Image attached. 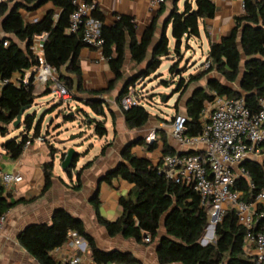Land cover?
Wrapping results in <instances>:
<instances>
[{
	"label": "trees",
	"instance_id": "obj_1",
	"mask_svg": "<svg viewBox=\"0 0 264 264\" xmlns=\"http://www.w3.org/2000/svg\"><path fill=\"white\" fill-rule=\"evenodd\" d=\"M178 1L165 0L171 4V9L157 40L155 37L158 17L138 39L136 27L129 17L121 16L112 26H106L99 11L95 10L92 13V17L102 23L101 53L112 76L107 89L101 92L86 91L82 87L79 52L88 47L83 43L79 33H68L69 17L74 10L71 0H12L1 3L0 79L8 80L15 74L32 69L35 60L29 47L35 36L46 34L42 47L46 63L56 70L57 79L70 93L71 101L79 102L90 110L93 118L84 111H80L81 116L93 127V134L101 139L107 134L104 119L108 107L103 96L116 90L119 83L127 81L114 99V103L119 106L129 87L148 78L160 68L162 59L170 55L169 42L165 35L168 26L174 40L173 52L179 57L182 41L198 38L199 22L214 16L215 7L211 0H186L181 12L177 9ZM46 4H51L53 9L47 11L41 19L36 22L23 20L20 10L33 12ZM5 41L7 47H3ZM20 45H23V48ZM127 49L134 67L142 64L145 67L139 69L132 77L125 78L124 63ZM205 62L209 64L206 70L189 76L186 81L180 78L174 90L178 98L173 108L177 111L179 102L190 85L210 74L219 77L218 80L209 76L205 88L195 90L188 99L185 125L188 137H197L201 134L202 112L212 103L215 96L233 99L243 97L251 112L255 113L259 109L258 100L264 97V0H243V13L234 18L233 28L227 36L219 43L210 45ZM178 65L179 63H175L168 69L172 77ZM49 94L51 91L46 89L41 96ZM36 97L30 86L16 87L6 84L0 88V139H3L0 148L13 161L21 157L26 142L32 144L41 136L43 117L36 121L35 115L28 113ZM23 109L27 110L22 115L21 123L18 128H14L13 124ZM122 114L129 130L143 128L150 118L146 109L139 104L122 111ZM63 119L65 122H72L75 115H63ZM9 127H12V131H9ZM15 131L19 135L14 133ZM135 145L147 146L145 140L127 145L122 157L123 162L103 179L107 184L116 178L133 186L127 197L119 199L122 211L120 218L114 222L106 221L100 215L98 202H92L96 221L105 229L107 235L121 236L123 239L133 240L145 246L154 244L158 264H254L245 251L246 231L237 225L232 210L227 211L222 220L215 225V240L202 246L200 241L208 227L209 215L200 207L198 194L190 186L167 182L158 173L157 166L149 160L132 155L130 149ZM107 147L102 148L101 155ZM147 147L150 151L155 149L153 144ZM52 151L51 148V155ZM261 153L264 154V144L261 146ZM173 154L163 141V156ZM79 157L78 154L73 168L76 167ZM91 165L92 162H87L75 173L76 183L72 187L73 190H78L82 172ZM242 167L248 175V180L239 179L234 189L241 194L244 201L249 202L258 192L264 191V159L261 162L247 160ZM52 171L51 162L43 165L45 180L43 192L50 188ZM66 175L70 178L71 170L66 171ZM3 194L0 187V218L11 207L6 203ZM165 216L166 219L162 223ZM161 227L165 233L162 236ZM71 232L85 239L95 264L138 263L129 252L101 251L93 238L86 233L83 223L63 209L54 211L50 224L27 226L20 233L18 241L25 252L39 264H56L50 253L61 248ZM145 238H148L149 242H144Z\"/></svg>",
	"mask_w": 264,
	"mask_h": 264
},
{
	"label": "crops",
	"instance_id": "obj_2",
	"mask_svg": "<svg viewBox=\"0 0 264 264\" xmlns=\"http://www.w3.org/2000/svg\"><path fill=\"white\" fill-rule=\"evenodd\" d=\"M85 1L96 4V10L103 15V24L106 26H112L121 16L129 17L136 27L138 39L142 36L145 29L151 25L152 21L158 17V28L155 37L157 40L161 35L162 25L168 18L171 9V4L168 2L159 6H152L150 0ZM182 1L179 0L177 3L179 12L183 10L186 0H184L183 4ZM211 1L215 7L213 18L200 21L198 25L199 37L184 39L181 45V48L183 44L189 48L192 42L198 43L205 58H207L210 45L219 43L223 37L227 36L233 28L234 18L243 13V0ZM51 9H53L52 5L46 4L36 11L27 13L20 10V13L25 22H36ZM165 35L169 42L170 53L166 59L171 61V65H173L177 61L171 57L174 54V40L171 38L170 26H168ZM1 37L2 34H0ZM20 47L23 48V45H20ZM79 64L82 71V87L84 90L101 92L107 89L108 82L112 76L100 51L89 48L81 49L79 52ZM144 67V64L137 68L134 67L127 49L124 63L125 78L132 77L139 69ZM186 67L187 70L182 72L180 76H178V72H175L174 75L186 81L189 76H195L204 71L203 65L196 68L193 64L190 65L188 63ZM209 76L219 80L217 75L210 74L199 82L190 85L179 102L178 110L175 111L173 108V114L168 120L150 116L146 126L135 130H129L126 127L122 111L114 103V99L117 97L123 82L119 83L116 90L109 95L103 96V100L108 107L104 119L107 134L101 139L93 134V127L89 126L88 122L86 123L80 117L81 114L79 116L72 112L75 115V119L70 123H81L82 127L87 124V131H84V126L83 129L75 134L74 130L67 128L63 119V115L66 112L65 105L56 100L52 94H50L53 97L51 104L47 103V101L45 102L46 97L41 96L44 89L33 87L34 95L39 97V103H36L40 105L38 107L45 105L46 110L50 107H55L51 112L56 114L47 124L44 142H33L19 159L15 161L9 159L0 148V174L19 173L23 178V181L10 191H3L6 203L11 207L5 212L4 223L0 227V264H39L20 246L18 237L27 226L50 224L52 215L57 209H63L73 218L79 219L83 223L86 233L93 238L96 246L101 251L110 252L117 250L129 252L138 261L137 264H158L154 244L145 246L137 244L133 240L123 239L121 236L109 237L105 229L96 221L92 202H98L100 215L106 221L114 222L120 218L122 211L119 207V199L127 197L133 186L116 178L112 179L110 184H107L103 181L104 177L123 162L122 157L126 146L138 140H145L149 147L153 144L155 148H160L158 154L150 152L149 148L143 145H135L130 149L132 155L149 160L155 166L158 165L163 156V141H165L170 151H173L174 154L179 153L180 148L170 137L169 122L176 114L186 116L188 99L195 90L205 88ZM171 81L176 83L175 79ZM235 88L237 89V86ZM177 98L178 94H176V100ZM75 103L78 106L77 110L82 108L90 118H93L88 108L82 106L79 102ZM66 106L67 110L71 111L67 104ZM81 126L79 128H82ZM79 132L81 136L77 135ZM159 142H161L160 145ZM104 146L108 147L104 154L101 155L100 153ZM96 147L99 150L92 155L91 150ZM51 148L53 149L52 154H54L53 178L51 179L50 188L43 192L45 186L43 165L51 161ZM71 148L78 154L83 155L79 157L75 171L80 170L87 162H92V165L82 172L78 190H73L72 188L76 183L75 174L72 172L71 177L67 178V175L60 169L61 156ZM79 149L84 150L80 152ZM262 159H264V156L257 161L261 162ZM160 234L161 236L164 235L162 227ZM74 256H80L81 264H95L87 245L83 253H78L66 242L61 248L50 253L51 259L56 264L69 261Z\"/></svg>",
	"mask_w": 264,
	"mask_h": 264
},
{
	"label": "built area",
	"instance_id": "obj_3",
	"mask_svg": "<svg viewBox=\"0 0 264 264\" xmlns=\"http://www.w3.org/2000/svg\"><path fill=\"white\" fill-rule=\"evenodd\" d=\"M12 0H0L1 3ZM152 6H159L165 0H150ZM74 10L69 17L68 33H79L83 43L89 48L101 52L102 23L92 17L97 9L93 2L85 0H71ZM47 35L35 36L29 51L35 60L32 69L21 74H15L8 80L0 79V88L6 84L16 87H40L49 89L56 100L62 104L71 101V95L58 81L54 68L49 66L43 56V44ZM7 47V41L3 43ZM209 67L203 64V69ZM139 82V81H138ZM128 88V92L119 102L121 111L138 105L139 97L135 87ZM258 110L251 112L244 98H229L215 96L212 103L203 110V130L197 137L186 135V116L176 114L170 120L169 132L171 139L180 148V152L165 155L157 165L158 173L174 185L191 187L199 196L200 207L209 215V225L215 226L224 214L232 210L237 225L246 231L245 251L254 264H264V191L258 192L252 201L246 202L241 194L234 189L236 181L247 179L241 163L262 157L261 146L264 144V97L258 100ZM149 141V140H148ZM34 142L43 143L40 136ZM31 146L26 142L24 152ZM191 153H188L190 152ZM188 153V154H186ZM23 181L19 173L0 174V187L4 192L10 191ZM253 188V185L250 184ZM4 216L0 218V227L4 223ZM208 225V226H209ZM66 242L78 253H83L86 241L83 237L71 232ZM144 242H149L148 238ZM204 243H210L203 239ZM57 264H81L80 256Z\"/></svg>",
	"mask_w": 264,
	"mask_h": 264
},
{
	"label": "rangeland",
	"instance_id": "obj_4",
	"mask_svg": "<svg viewBox=\"0 0 264 264\" xmlns=\"http://www.w3.org/2000/svg\"><path fill=\"white\" fill-rule=\"evenodd\" d=\"M184 3V0L182 1V4ZM22 46V45H21ZM180 55L172 54L171 57H173L174 60H176V63H179L178 68L176 73H182L187 70V65L188 63L190 65L193 64L194 67L198 68L199 66L203 65L206 61L205 55L202 53L200 50V45L196 42H192L188 47H186L184 44L182 48L179 50ZM175 57V58H174ZM172 62L169 61L166 58L162 59L161 66L160 68L151 76L148 78L144 79L143 81H139L138 85L135 87V93L139 97V100L137 101L140 106L146 109V111L149 113L151 117L155 116L158 118H161L162 120H168L172 114H173V107L175 104L176 100V94L174 93V90L176 88V83L179 81V77L174 75L173 77L169 74L168 69L171 66ZM176 80V83L171 81V80ZM165 83L167 86H165ZM46 99L44 100L45 102L51 104V100L53 97L49 94L45 96ZM142 97V98H141ZM39 103V97L37 96L33 106L31 109H29L28 113L34 114L36 117V121H40V119L43 117L42 121V127H41V133L40 135L43 137H46V129H47V124L48 122L54 118L56 113L51 112L55 107H50L48 110H46V106L38 107L40 105L36 104ZM76 103L74 101H69L67 102V105L69 106L71 111L67 110V106L65 105V114L64 115H69L74 112L76 115L79 113L81 114L80 111H83L82 108H80L79 111H77L78 106L75 105ZM183 104V102H182ZM78 114V115H79ZM80 116V115H79ZM82 117V116H80ZM83 118V117H82ZM66 127L69 128L70 130H74V133L76 134L79 130L83 129L85 126V130L87 131V124H84L83 127L81 126V123H70V122H65ZM82 128H79V127ZM9 131H12V127H9ZM21 130H19L20 133ZM14 133H19L15 131ZM32 134V133H31ZM78 136H81V133L79 132L77 134ZM0 141H3V139H0ZM77 142V141H75ZM80 142V141H79ZM161 142H159V145ZM87 147V146H86ZM85 147V149H86ZM84 149H79L80 152H82ZM99 149L94 148L91 150L92 155L97 153ZM160 151V148L156 147L155 149L151 150L150 152L154 154H158ZM81 157L83 156L82 154H79ZM264 156V155H262ZM262 157L258 158L260 160ZM75 172H73L74 174ZM68 178V177H67ZM209 225V224H208ZM212 225H209L207 229L205 230V233L201 239V241L204 239L207 242H213L215 240L214 236L209 237V228ZM200 241V243H202Z\"/></svg>",
	"mask_w": 264,
	"mask_h": 264
},
{
	"label": "water",
	"instance_id": "obj_5",
	"mask_svg": "<svg viewBox=\"0 0 264 264\" xmlns=\"http://www.w3.org/2000/svg\"><path fill=\"white\" fill-rule=\"evenodd\" d=\"M173 1H176V0H172V2H173ZM164 22H165V21H164ZM163 24H164V23H163ZM126 83H127V81H124V82L122 83V85H121V88H123V87L126 85ZM119 93H120V91H118L117 96H118ZM26 110H27V109H23V110L20 112L19 116L17 117L16 121H15L14 124H13V127H14V128H18V127H19V125H20V123H21L22 115H23L24 111H26ZM70 116H73V114H70ZM188 153H191V151L188 152ZM188 153H186V154H188ZM77 155H78V153H77L75 150H73V149L71 148V149H69L64 155L61 156V158H60V169H61V171H62L63 173L66 174V171H68V170H71V173L75 171V169H76V167H77V164H76V167H75V168H73V166H74V160H75V158H77ZM50 157H51V161H50V162L53 164V161H54V154H52ZM78 161H79V160H78ZM77 163H78V162H77ZM243 163H244V162H243ZM243 163H241L240 166H242ZM76 172H77V171H75V173H76ZM75 173H74V174H75ZM165 219H166V216L162 219V223H164ZM214 228H215V226H213V229H212V235H213V236H214ZM164 234H165V233H164ZM201 242H202V243H200V244H201L202 246L206 245V243H204L203 240H202Z\"/></svg>",
	"mask_w": 264,
	"mask_h": 264
},
{
	"label": "bare ground",
	"instance_id": "obj_6",
	"mask_svg": "<svg viewBox=\"0 0 264 264\" xmlns=\"http://www.w3.org/2000/svg\"><path fill=\"white\" fill-rule=\"evenodd\" d=\"M209 229H210V230H209L208 235H209V237H213V235H212V229H213V226H211Z\"/></svg>",
	"mask_w": 264,
	"mask_h": 264
}]
</instances>
